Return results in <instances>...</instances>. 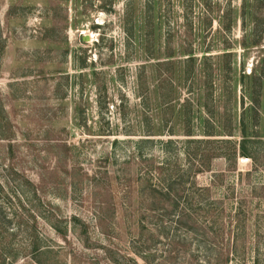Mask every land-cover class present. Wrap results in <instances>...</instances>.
Segmentation results:
<instances>
[{"label":"rangeland","instance_id":"1","mask_svg":"<svg viewBox=\"0 0 264 264\" xmlns=\"http://www.w3.org/2000/svg\"><path fill=\"white\" fill-rule=\"evenodd\" d=\"M0 264H264V0H0Z\"/></svg>","mask_w":264,"mask_h":264},{"label":"trees","instance_id":"2","mask_svg":"<svg viewBox=\"0 0 264 264\" xmlns=\"http://www.w3.org/2000/svg\"><path fill=\"white\" fill-rule=\"evenodd\" d=\"M247 140L246 135L243 133L242 134V141ZM210 142V141H207ZM170 144L169 142L165 143ZM239 155L242 157H249V154L247 151L244 149V147H240V152ZM165 166V164H164ZM150 171H154V173H157L158 177L162 176V181L164 182V185H161L159 182V185H152L151 191L148 192L149 195L152 197V211H159V210H164L166 213H176V222H181L182 217L185 216V207L182 205V209L179 207V202L181 198L184 197L185 193H188V189H186V186L189 189L195 188V184L193 182L191 183H186L183 180V177L186 175V171H183V168H180V165L174 164V168L172 169L171 172H168L169 170V165L167 167H163V165H158L155 166V163H152V167L149 169ZM200 169H197L195 173H199ZM188 184V185H187ZM215 188V183L212 182L209 187L205 188H195L197 191L200 192L201 194H206L208 195L210 191H212ZM190 197L191 196H186ZM206 199V198H205ZM170 209V211H168Z\"/></svg>","mask_w":264,"mask_h":264}]
</instances>
